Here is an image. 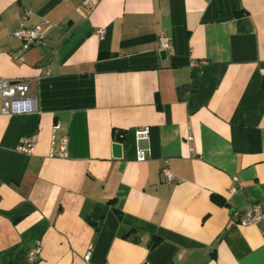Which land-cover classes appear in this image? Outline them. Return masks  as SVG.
I'll return each mask as SVG.
<instances>
[{
  "label": "crops",
  "instance_id": "1",
  "mask_svg": "<svg viewBox=\"0 0 264 264\" xmlns=\"http://www.w3.org/2000/svg\"><path fill=\"white\" fill-rule=\"evenodd\" d=\"M0 78V264H264V0H0Z\"/></svg>",
  "mask_w": 264,
  "mask_h": 264
},
{
  "label": "built area",
  "instance_id": "2",
  "mask_svg": "<svg viewBox=\"0 0 264 264\" xmlns=\"http://www.w3.org/2000/svg\"><path fill=\"white\" fill-rule=\"evenodd\" d=\"M27 19V14L23 20ZM105 31L100 30L99 34L104 35ZM44 25H36L28 27L23 22L21 27L14 32V36L22 42V49L15 54V58L22 61L25 53L31 50L34 46L40 44L44 39ZM160 47L162 50L170 51V37L163 34L159 38ZM0 103L2 112L8 115L14 114H28L33 113L38 108V99L35 95L31 94L29 84L25 80L11 81L8 79L0 78ZM150 129L144 128L136 131V137L138 141H145L149 139ZM123 135H120L122 138ZM193 141L192 135H188L187 142L191 145ZM35 146V138L22 139L19 145V150L25 153H31ZM61 156H66V141L61 144ZM146 159L145 152L140 150L138 152V161H144ZM163 174L167 181L172 182L175 180L173 174L168 168L163 169ZM237 189H231V193H235ZM264 221V212L255 207L251 211L246 212L240 220V224L258 225ZM41 244L37 243L33 251L29 253L31 261H36L41 253ZM91 258V252L85 255V260L89 261ZM142 264H151L150 262H144Z\"/></svg>",
  "mask_w": 264,
  "mask_h": 264
},
{
  "label": "water",
  "instance_id": "3",
  "mask_svg": "<svg viewBox=\"0 0 264 264\" xmlns=\"http://www.w3.org/2000/svg\"><path fill=\"white\" fill-rule=\"evenodd\" d=\"M161 55H162V57L166 56L167 55V51L166 50H162L161 51ZM113 150H114L115 156L120 157L121 154H122V145L121 144L113 145Z\"/></svg>",
  "mask_w": 264,
  "mask_h": 264
},
{
  "label": "trees",
  "instance_id": "4",
  "mask_svg": "<svg viewBox=\"0 0 264 264\" xmlns=\"http://www.w3.org/2000/svg\"><path fill=\"white\" fill-rule=\"evenodd\" d=\"M120 139V138H119ZM212 200L217 203L220 206H227V203L225 202L224 199H222L219 196H212Z\"/></svg>",
  "mask_w": 264,
  "mask_h": 264
}]
</instances>
